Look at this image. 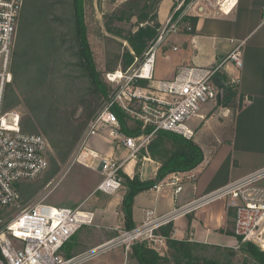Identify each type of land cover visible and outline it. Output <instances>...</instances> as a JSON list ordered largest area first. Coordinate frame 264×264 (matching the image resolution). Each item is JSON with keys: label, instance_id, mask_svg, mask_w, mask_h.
I'll list each match as a JSON object with an SVG mask.
<instances>
[{"label": "built area", "instance_id": "2783aa9c", "mask_svg": "<svg viewBox=\"0 0 264 264\" xmlns=\"http://www.w3.org/2000/svg\"><path fill=\"white\" fill-rule=\"evenodd\" d=\"M187 0L177 2L169 13L162 31L144 53L138 68H122L107 73V79L117 84L87 125L81 136L84 145L93 135L102 134L114 142L119 141L126 149L120 160L106 156L100 163L103 179L96 190L115 194L123 187L122 171L131 160L149 159L148 145L160 130L182 134L187 138L194 131L186 120L200 116L201 103L217 101L219 87L214 78L221 73L227 61L237 67L243 65V42L236 43L228 56L209 68L184 67L171 80H156L154 67L157 50L168 34L178 32L184 18L201 17L207 13L228 14L238 0ZM25 0H0V206L18 207L17 214L5 230L0 231V264H80L86 258L108 248L122 244L128 253L140 241L150 240L161 249L167 236L158 230L176 222L219 198H231L230 206L235 208L234 234L243 242H252L264 251V168L259 169L223 187L195 198L159 214L148 210L145 220L129 230L95 248L65 257V244L83 227L93 225L96 213L83 205L76 207L59 206L44 201L23 208L20 206L21 193L17 187L23 180H34L45 173L50 164L52 146L49 138L42 133H31L22 128V113L17 109L5 108L8 86L13 82V55ZM229 8V10H228ZM188 30H191L189 25ZM176 49V47H175ZM148 80L149 85L140 81ZM238 83L239 77L231 79ZM121 108L132 118L143 122V129L152 126L150 132L127 135L121 130V123L115 108ZM143 150L146 152L143 153ZM194 170L175 172L168 179L154 185L158 189L164 184L175 187L179 193L185 179L196 180ZM172 237H175L174 232Z\"/></svg>", "mask_w": 264, "mask_h": 264}, {"label": "trees", "instance_id": "16d2710c", "mask_svg": "<svg viewBox=\"0 0 264 264\" xmlns=\"http://www.w3.org/2000/svg\"><path fill=\"white\" fill-rule=\"evenodd\" d=\"M62 1L72 9L70 13H64L59 7ZM149 0H126L107 17V28L109 31L122 36L131 45L134 50L133 55L129 50L125 53V59L122 69L127 70L135 61V58L141 56L151 43L158 37L159 28L162 26L158 21V6L162 0L157 2V11L148 18L146 14V4ZM90 0H25L19 30L18 40L19 48L17 57L15 55L12 69L14 74L13 83L7 88V98H5V108H14L21 103L19 87L21 93L26 96V104L34 113L35 106L42 107L49 103L48 98L55 86H60L58 75L66 71L69 67L72 75L82 78L84 85L88 89L80 90L78 95L79 104L76 107L80 113L71 114L67 108L57 109L59 116L58 131L51 133L44 126L45 132L56 156H51L54 172L58 170V160L65 161L71 154L80 136L84 132L88 123L97 115V109L101 102H105L111 94V84L106 81L104 72L113 71L119 68L118 60L112 64L108 63L105 69H100L97 59L94 55L90 43L89 29L87 25V6ZM54 7V10L47 9ZM59 8V9H58ZM67 9V8H66ZM54 18H49V13ZM63 12V14H62ZM68 18V22L73 24V33L68 35L62 30V20ZM138 18L140 25L134 33H123L122 27L115 24L116 21L123 22ZM198 17L184 18L182 24L188 30L191 26V32L195 31ZM181 29V26H180ZM67 48V49H66ZM119 59V56H117ZM76 61V64H67L65 60ZM64 77V75L62 76ZM77 78V79H78ZM148 80H141L142 84H147ZM59 99L66 101L64 94H59ZM244 96L240 94L239 84L228 80L223 87L222 106L233 109L234 112L241 108ZM77 100V101H78ZM52 108V107H51ZM97 111V112H96ZM115 111L121 123V130L127 135H139L144 132H150L152 126L143 129V122L133 121L132 117L123 109L117 107ZM79 112V111H78ZM23 122V118H22ZM37 128L30 119L27 129L24 131H33ZM146 151L143 150V153ZM149 155L160 162V168L157 176L153 179H142L140 176L131 178L122 171L123 189L125 197L123 201V210L125 215V228L127 230L136 227L133 220V207L135 196L145 190L151 189L154 185L163 181L167 176L175 172H184L197 168L205 159L202 146L193 138H187L182 134L171 131L160 130L156 132L150 144L148 145ZM31 180H23L17 187L25 197H29L34 189H31ZM233 209H229V215L232 216ZM175 222L161 227L158 232L167 236L164 247L159 249L150 240H144L135 243L128 252V258L134 264H234L228 256L221 257L220 254L204 255L199 251L216 245H209L190 239H176L172 237ZM228 235L234 234V224L232 221L227 226L220 229ZM76 239L73 236L63 247L62 254L65 257L75 256L73 250L67 253V244ZM73 240V241H74ZM71 242V245L73 244ZM239 242V240H238ZM79 245V242H74ZM71 245L68 247L71 249ZM252 254L259 264H264V251L252 242L240 243V248ZM218 246H216L217 248ZM233 252V251H232ZM246 264V263H245Z\"/></svg>", "mask_w": 264, "mask_h": 264}, {"label": "crops", "instance_id": "0c3cea01", "mask_svg": "<svg viewBox=\"0 0 264 264\" xmlns=\"http://www.w3.org/2000/svg\"><path fill=\"white\" fill-rule=\"evenodd\" d=\"M124 1L126 0H113L112 4L118 6ZM165 1L167 0H162L158 6V21L161 25L165 24L170 13L166 14L163 21L161 6ZM170 1L172 9L174 0ZM241 41L243 42L242 67H237L233 61H227L221 73L216 76L218 81L214 79L219 87V93L223 96L224 84L232 78L239 77V91L245 97L241 108L234 112L233 109L222 106L217 100L210 110L200 113L201 115L198 116L200 122L195 127L187 124L194 131L192 137L202 146L205 155L204 161L193 169L198 175L197 179L195 181L185 179L183 189L179 193H176L175 187L169 184L138 193L133 207V220L136 225L145 220L148 210L154 209L159 214L166 213L176 206L184 205L264 168V0H238L235 8L228 14L207 13L199 17L194 32L181 28L178 32L169 33L157 50L154 78L171 80L187 66L203 68L214 66L225 59L235 44ZM158 55L161 56L164 67L162 71L159 70V76L156 77ZM149 84L147 81L145 85ZM98 135L88 139V143L90 140L92 142L93 150L86 158L95 155V168L92 164V169L102 175L99 170L102 159L113 156L122 160L127 149L119 141L114 142L113 149L104 146L102 142L96 146L92 137L97 136L104 141L108 139L102 134ZM100 153L103 156L98 155ZM98 156H101L100 162L96 160ZM159 168L160 162L150 156L147 160L128 161L124 165L123 172L131 178L140 176L142 179H153L157 176ZM262 181L264 183V178L260 180ZM117 193L115 200L121 210L120 217L117 219L113 215H108L107 218L100 216V223H97L103 224V228L118 229L120 225L125 227L123 210L125 190ZM115 194L109 195L115 196ZM109 197L105 199L100 212L107 209L112 212L115 209L116 203L108 201ZM231 202V198H219L176 220L174 238L214 245H219L222 239L237 242L235 235L220 231L229 221L234 224L236 211L229 205ZM230 208L233 209L232 216L229 215ZM108 222L111 224L106 225ZM110 237L113 238L111 235ZM70 250L72 249L67 245L66 252L70 253ZM82 251L85 250L81 249L74 253L78 254Z\"/></svg>", "mask_w": 264, "mask_h": 264}, {"label": "rangeland", "instance_id": "374dc122", "mask_svg": "<svg viewBox=\"0 0 264 264\" xmlns=\"http://www.w3.org/2000/svg\"><path fill=\"white\" fill-rule=\"evenodd\" d=\"M181 0H174L173 6ZM192 0H187L186 5H188ZM62 5L59 7L63 10L64 13H70L72 12L71 8H68V6L62 1ZM113 0H90L88 2L87 6V25L89 29V38L90 43L94 51V55L97 59V62L100 66V69H105L107 67V64H112L113 62L118 60L119 68H122L121 65L124 63L125 59V53L127 50H129L133 55L134 50L131 47V45L123 38L122 36H118L117 34H114L113 32L109 31L107 28V21L109 20V16L114 9H116L118 6H115L112 4ZM112 4V5H111ZM178 4V3H177ZM200 4H206V0H200ZM171 1L167 0L164 3H162L161 6V18L164 21L165 17L168 15L169 12L172 11L171 7ZM58 8V9H59ZM67 8V9H66ZM146 14H149L148 18H152V16L157 11V2L155 0H149L146 4ZM48 11L54 10V13L56 12L57 8L54 7V9H51L48 7ZM171 10V11H170ZM62 12V14H63ZM49 18H54L50 13ZM167 14V15H166ZM223 15V13H220V15ZM68 18L62 20L61 26L62 30L66 32L68 35H71L73 33V24L68 22ZM116 25L119 27H122L124 30L123 33L127 34L129 32L134 33L137 28L142 25L138 22V18L134 17L132 20H126L123 22H115ZM165 25V24H164ZM162 25L159 28V33L162 31ZM181 28H185L184 25H181ZM155 43V40L153 41ZM152 42V43H153ZM151 43V44H152ZM153 43V44H154ZM151 46V45H150ZM149 46V47H150ZM149 47L144 51V53L149 49ZM19 48V40L17 39L15 51H14V60L15 55L17 57V52ZM67 49V48H66ZM144 53L141 56H138L135 58V61L133 63L134 68H138L140 66V62L143 59ZM119 56V59L117 58ZM13 60V63H14ZM76 61L72 60H65V63L69 64H76ZM132 65L129 67H133ZM164 65L162 62V58L160 55H158L157 62H156V74L155 76L158 77L159 70L163 69ZM72 67H69L66 71L61 72L58 75V82L60 86H55L54 91L51 94L53 97H49L47 100L49 103L44 104L42 107L35 106V112L33 113L28 105L26 104V96L21 93L19 90V87H16V90L19 92V99L21 103L14 106V108L9 109H17L22 113L23 118V128L27 129L29 120L31 119L37 128L33 131H29L31 133H42L46 135L48 138L49 136L45 132L44 126L49 129L51 133L58 131V121L59 116L56 113V110L67 108L69 111H71V114H74L77 112L80 113L81 108H79V112L76 110V107H78L79 100L78 95H80V90L82 89H88L87 85H84V80L82 78H78L77 75H72L70 70ZM114 71V70H113ZM110 71H105L104 75L105 78L107 77V73ZM64 75V77H62ZM78 78V79H77ZM106 81L108 79L106 78ZM13 83V82H12ZM108 83L111 84V92L116 89L117 84L111 83L108 81ZM59 94H64L66 97V101H63L58 98ZM7 98V91L6 96ZM78 100V101H77ZM216 101H209L206 103H201V112H207L210 110L211 107L215 106ZM104 105V102H101L99 105L97 111H99ZM52 107V108H51ZM8 109V108H7ZM96 111V112H97ZM98 113V112H97ZM133 121H137V119L132 118ZM200 122L199 117L192 116L186 120V123L189 126L195 127L196 124ZM87 127V126H86ZM85 127V129H86ZM84 129V131H85ZM83 134V133H82ZM82 136V135H81ZM80 136V138H81ZM100 136V135H98ZM77 141L75 147L73 148L71 154L67 157L65 161L58 160L59 168L57 171L54 172L55 168L53 167V162L51 159V156H56L55 151H50V164L45 173H43L40 177L31 180V189H34L32 194L29 197H25L22 193V199L20 206L23 208L28 207L35 202L44 201L46 203L59 205V206H79V204H83V208L87 209H93L96 213V221L93 225L83 226L74 236H76V239L71 240L70 243L67 245H71V242L73 241V244L71 245V249L74 252H77L78 250L84 249L85 251L91 250L95 248L96 246L103 244L113 238H116L118 235L121 234V230H126V228L122 225L118 229L115 227H106L103 228V224L100 223L99 217L104 216L107 218V216H114L115 218L119 219L121 210L118 207V203L115 200V196H111L109 194H105L104 192L97 191L96 186H98V183L101 182L103 179V175H100L98 172L92 169V164L95 162V155H91L88 158V153H91L92 148V142L91 140L86 142V144L81 143V139ZM92 140H95L96 146L102 142L104 146L110 147L111 149L114 148V141L113 139H106L104 141L102 138L94 136L92 137ZM88 143V144H87ZM109 148V149H110ZM53 149V148H52ZM103 156L101 153L98 154ZM101 156H98L96 160L98 162L101 161ZM90 165V166H89ZM95 168V164H94ZM261 184L264 185L263 181ZM125 189V188H124ZM123 188L120 189L119 192L124 190ZM119 192L117 194H119ZM121 194V193H120ZM110 196V197H109ZM110 198L108 201H112L113 203H116L115 209L113 211H109L108 209L106 211H101L102 205L105 203V199ZM116 201V202H115ZM17 208L14 207H4L0 206V231H3L6 229L8 224L12 221V219L17 214ZM92 210V211H93ZM111 212V213H110ZM101 218V217H100ZM98 222V223H97ZM97 223V224H96ZM119 223V222H117ZM111 223L108 222L106 225H110ZM96 225V226H95ZM112 226L114 224L112 223ZM112 236L113 238H109V236ZM79 242V245H77L74 242ZM84 243H86L84 245ZM214 245V244H209ZM216 246H218L216 248ZM203 248L199 251L200 254L204 255H214V254H220L221 257L228 256L231 252L232 255L229 256L234 264H259L258 261L255 260L252 254H249L248 251L243 250L241 245H238L237 242H232L227 240H220L219 245H216ZM82 251L81 253L85 252ZM233 251V252H232ZM80 254V253H78ZM77 255V254H76ZM69 258V257H67ZM80 264H134L130 258H128V253L125 251V247L122 244L116 245L114 247L108 248L104 251H101L98 254H94L91 257L86 258L83 262Z\"/></svg>", "mask_w": 264, "mask_h": 264}, {"label": "water", "instance_id": "95a60500", "mask_svg": "<svg viewBox=\"0 0 264 264\" xmlns=\"http://www.w3.org/2000/svg\"><path fill=\"white\" fill-rule=\"evenodd\" d=\"M215 79V81H218V79L215 77L214 78ZM218 100H219V102L221 103V100H222V93H219L218 94Z\"/></svg>", "mask_w": 264, "mask_h": 264}, {"label": "bare ground", "instance_id": "6f19581e", "mask_svg": "<svg viewBox=\"0 0 264 264\" xmlns=\"http://www.w3.org/2000/svg\"><path fill=\"white\" fill-rule=\"evenodd\" d=\"M228 10H229V8H228Z\"/></svg>", "mask_w": 264, "mask_h": 264}]
</instances>
